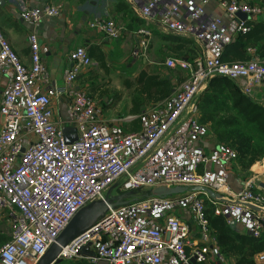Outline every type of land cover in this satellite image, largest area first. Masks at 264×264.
<instances>
[{
    "label": "built area",
    "instance_id": "built-area-1",
    "mask_svg": "<svg viewBox=\"0 0 264 264\" xmlns=\"http://www.w3.org/2000/svg\"><path fill=\"white\" fill-rule=\"evenodd\" d=\"M126 1L147 25L134 33L138 40L134 56L144 57L149 50L153 38L149 24L192 40L198 49L192 61L166 60L167 67L184 71L186 80L168 99L143 112L139 132L110 130L99 120L96 102L77 89L80 75L94 65L85 47L70 52L71 67L62 84L42 92L38 83L48 80L37 34L28 38L31 65L26 66L0 32V81L9 78L0 100V211L7 210L12 221L11 238L0 248L1 264H37L80 210L105 199L115 187L121 194H150L109 209L62 249L63 261L208 264L213 258L219 264L223 256L210 232L208 204L228 224L242 225L255 238L264 234V194L258 187L264 158L254 166L259 172L253 169L242 188H232L231 169L238 154L226 146L206 150L207 128L199 115L200 96L216 78L234 81L248 97L264 89L263 59L223 60L232 39L248 33L247 21L258 20L263 9L246 0ZM213 1L222 16L206 13ZM63 12V4L31 9L23 5L21 18L36 26ZM90 27L108 41L121 39L124 32L108 18L97 19ZM64 97L69 99L67 118L56 119L53 103ZM66 127L77 133L71 144ZM179 187L186 192L151 195ZM193 188L211 190L218 198ZM254 259L255 264H264V252Z\"/></svg>",
    "mask_w": 264,
    "mask_h": 264
},
{
    "label": "crops",
    "instance_id": "crops-1",
    "mask_svg": "<svg viewBox=\"0 0 264 264\" xmlns=\"http://www.w3.org/2000/svg\"><path fill=\"white\" fill-rule=\"evenodd\" d=\"M48 4H63V14L58 18L44 19L36 26L26 23L21 18V8L23 5L31 9L40 8ZM262 9L264 11V8ZM205 10L207 14L222 16L218 9L217 1L210 3ZM100 18L113 19L120 26H122L124 29L122 38L117 41H108L101 32L91 29L90 24ZM224 19L227 23H229V19L226 16H224ZM244 20H247V18ZM247 23L250 26L251 31L258 23H264V13L258 20L247 21ZM146 26V22L139 18L135 10L127 3L126 0H0V32L26 66L31 65V48L28 38L31 33H36L39 38L40 46L42 48V63L46 69L48 80V83H38V87L42 92H46L53 85L62 84L65 72L71 67L69 54L77 47H85L92 61L95 62L91 69L84 72L78 78L76 87L78 90L83 92H86V87L88 86V77L86 76L88 72L98 68V62L102 67V58L108 56L109 54H116L120 57L119 60L121 59L123 61L129 58V67L137 64L139 57L134 56L133 53L138 47V40L134 33L138 29ZM148 27L152 28L153 38L147 53H151L153 58L157 57V48L166 53V60L169 58H178L192 61L198 56V49L192 40L164 33L152 24H149ZM240 35L244 34L236 35L227 47H229ZM227 47L225 48L223 57L226 54ZM257 57L263 59L262 53L259 51L258 47L249 46L246 49L243 59L238 58L237 56H232V58L230 57V59L226 62H236L240 60L250 61ZM140 58H142L144 63L148 60L147 54L146 56ZM105 59L107 60V58ZM165 62L163 63V66H165L166 69H169L172 72L185 73L179 68L171 69L167 67ZM8 81L9 78L6 76H4L0 81V100ZM249 98L264 105V89L256 90L253 97ZM163 101L156 102L155 104L153 103L149 108L142 106L139 115L134 114L132 115L134 116L132 120H124L127 123H122L123 127L130 130L131 132L129 133L141 131L142 126L140 115H142L147 109L161 104ZM68 104L69 99L65 97L59 102L53 103L56 119L61 118L66 120ZM137 109L138 108H135V113H138ZM98 110L100 112L99 108ZM106 118L105 114H101V112L99 113V120L108 127V125H111V116L108 115ZM114 122L115 121L112 123ZM203 146L206 150L211 151L217 145L213 146L206 143L205 138ZM236 165L237 162L231 169L230 184L232 188L237 190L242 188L243 183L247 182L249 179L238 182L234 171ZM260 192L264 194V191L261 189ZM8 213L9 212L7 210L0 211V224H10L11 218L9 219ZM233 224L234 225L231 224L233 228H236L241 233H247L246 229L242 225L236 223ZM80 260L81 259H75L71 261ZM254 260L255 259L253 258V261ZM215 263L216 262L212 258L208 264ZM100 264L106 263L101 262ZM219 264H235V261L232 258L228 259L223 256L221 263Z\"/></svg>",
    "mask_w": 264,
    "mask_h": 264
},
{
    "label": "trees",
    "instance_id": "trees-1",
    "mask_svg": "<svg viewBox=\"0 0 264 264\" xmlns=\"http://www.w3.org/2000/svg\"><path fill=\"white\" fill-rule=\"evenodd\" d=\"M255 1L252 0L251 3L255 4ZM249 46L258 47L264 60V23H258L249 33L240 35L227 47L223 60L227 61L232 56L243 59ZM200 101L216 142L234 149L238 154L236 169L248 172L264 158V105L246 97L234 81L226 78L214 79L200 96L199 103ZM144 192L133 191L131 199H142L150 194L149 191ZM207 215L212 228H216L215 239L224 257L234 259L235 264H254V256L264 252V234L255 238L241 233L228 224L225 218L216 216L209 204ZM5 243H1L0 248ZM58 264L91 263L82 259L64 260Z\"/></svg>",
    "mask_w": 264,
    "mask_h": 264
},
{
    "label": "rangeland",
    "instance_id": "rangeland-1",
    "mask_svg": "<svg viewBox=\"0 0 264 264\" xmlns=\"http://www.w3.org/2000/svg\"><path fill=\"white\" fill-rule=\"evenodd\" d=\"M251 1L252 0H247L251 5L264 8V0H256L255 4H252ZM156 51L157 57L153 58L151 53H147L148 60H146L145 63L142 58L139 57L137 64L130 67L128 66L130 62L129 58L123 61L121 59L119 60L120 57L118 55L109 54L102 58V67L98 62V68L89 71L86 75L88 77V86L86 87L85 93L96 102L101 114H105V118L106 116L108 117V115L111 116V122L109 121L111 125H108L110 130L119 129L122 133L131 132L123 127L122 123L126 122L124 121L126 118L134 117L132 116L134 114L139 115L142 106L149 108L153 103L165 101L186 80V73L172 72L166 69V67L163 66L166 60V53L159 50V48H157ZM105 58H107V60ZM93 63L95 62L93 61ZM200 102V121L207 128L205 137L206 143L213 146L217 145L216 147H229L223 143L216 142L210 121L206 120L208 116L203 114L202 101ZM135 108H138V113H135ZM113 121L115 122L112 123ZM257 163L255 165H257ZM254 166L248 172H241L239 168H235L234 171L238 182L250 179L253 176V169L259 172V166ZM261 172H263V170ZM261 180L264 181V174L261 176ZM120 194L119 187L112 189V195L115 196ZM8 216L10 219L9 213ZM11 228V219L10 224H0V245L3 242H7L10 238ZM215 229L216 228H212V226L210 227L213 238L216 235Z\"/></svg>",
    "mask_w": 264,
    "mask_h": 264
},
{
    "label": "water",
    "instance_id": "water-1",
    "mask_svg": "<svg viewBox=\"0 0 264 264\" xmlns=\"http://www.w3.org/2000/svg\"><path fill=\"white\" fill-rule=\"evenodd\" d=\"M240 19H246L247 16L239 14ZM66 139L69 144L77 139V133L75 128L66 127L64 129ZM68 133H74V137H68ZM258 187L264 191V181L258 182ZM186 188H174V189H158L153 191L151 195H157L160 197L172 196L186 192ZM194 191H205L211 198L217 199L218 195L211 190L205 188H193ZM131 193H123L120 195H112V189L108 191L105 199L94 201L80 210L75 217L71 220L68 226L61 233L57 241L47 250L44 256L37 262V264H58L63 260L59 257L62 249L65 248L72 240L77 238L83 232L91 228L98 220L103 218L109 209H114L119 206L127 205L133 199H131ZM234 225V224H232Z\"/></svg>",
    "mask_w": 264,
    "mask_h": 264
},
{
    "label": "bare ground",
    "instance_id": "bare-ground-1",
    "mask_svg": "<svg viewBox=\"0 0 264 264\" xmlns=\"http://www.w3.org/2000/svg\"><path fill=\"white\" fill-rule=\"evenodd\" d=\"M262 170H264V169H262Z\"/></svg>",
    "mask_w": 264,
    "mask_h": 264
}]
</instances>
